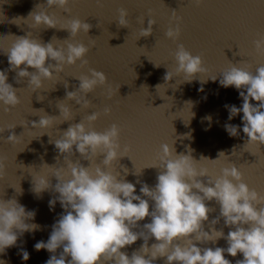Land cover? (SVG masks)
Wrapping results in <instances>:
<instances>
[{
	"label": "water",
	"instance_id": "water-1",
	"mask_svg": "<svg viewBox=\"0 0 264 264\" xmlns=\"http://www.w3.org/2000/svg\"><path fill=\"white\" fill-rule=\"evenodd\" d=\"M0 264H264V0H0Z\"/></svg>",
	"mask_w": 264,
	"mask_h": 264
}]
</instances>
